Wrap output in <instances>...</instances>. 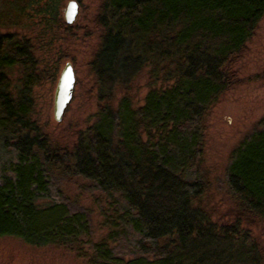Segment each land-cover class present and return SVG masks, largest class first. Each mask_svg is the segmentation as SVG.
I'll list each match as a JSON object with an SVG mask.
<instances>
[{
	"label": "trees",
	"instance_id": "16d2710c",
	"mask_svg": "<svg viewBox=\"0 0 264 264\" xmlns=\"http://www.w3.org/2000/svg\"><path fill=\"white\" fill-rule=\"evenodd\" d=\"M61 5L4 0L0 11L6 27L32 18L43 25L34 42L0 34V153L10 157L0 165V237L63 248L90 264H264L263 246L244 227L264 222V117L230 155L229 221L212 219L203 162L208 117L239 83L237 63L264 0H101L90 61L97 110L70 147L43 132L32 96L58 73L59 61L37 57L34 43L56 24L69 26ZM143 71L147 93L135 106ZM71 182L102 217L107 233L98 242L90 212L62 189Z\"/></svg>",
	"mask_w": 264,
	"mask_h": 264
},
{
	"label": "rangeland",
	"instance_id": "374dc122",
	"mask_svg": "<svg viewBox=\"0 0 264 264\" xmlns=\"http://www.w3.org/2000/svg\"><path fill=\"white\" fill-rule=\"evenodd\" d=\"M67 1L62 0L60 15L62 21ZM76 1L79 4L78 15L70 27L64 25L57 28L56 24L53 31H48L39 43H34L37 47V57L49 60L52 64L59 61L56 79L50 81L46 78L33 88L34 119L53 143L67 147L73 145L79 132L93 123L97 110L90 61L99 44L100 27L96 24L95 17L101 0ZM3 3L4 0H0V11ZM57 30L59 36L53 39ZM42 31L43 25L39 23L38 18H32L22 27H6L0 21V34L14 32L32 39ZM66 62H70L74 69V95L62 120L57 122L53 116L54 90L59 72ZM237 69L239 83L219 99L207 120L203 162L209 173L211 188L207 200L209 209L211 208L214 213L212 216L214 221L218 219L223 222L229 221V213L233 208L224 182L230 155L240 142L258 127L264 117V18L249 42L246 52L239 59ZM10 76L16 87L15 91L20 90L19 70L13 69ZM146 93V74L143 71L136 78L131 91L135 106L143 104ZM9 158L5 153H0V165ZM79 186L78 182L63 183L62 189L73 203L90 212L91 241L95 243L107 232L102 226V217L97 212L94 200L82 193ZM244 227L264 248V222ZM88 249L86 250L90 251ZM0 264L90 263L87 257H80L75 252L63 248L36 247L19 239L0 237Z\"/></svg>",
	"mask_w": 264,
	"mask_h": 264
},
{
	"label": "water",
	"instance_id": "95a60500",
	"mask_svg": "<svg viewBox=\"0 0 264 264\" xmlns=\"http://www.w3.org/2000/svg\"><path fill=\"white\" fill-rule=\"evenodd\" d=\"M73 0H68L63 10V17L66 24H72L78 15L79 4L75 0L77 5V13L74 18L69 22L68 9ZM75 87V74L73 66L70 62H66L59 72L53 97V116L55 121L59 122L62 120L70 102L74 95Z\"/></svg>",
	"mask_w": 264,
	"mask_h": 264
},
{
	"label": "snow or ice",
	"instance_id": "6c2138e0",
	"mask_svg": "<svg viewBox=\"0 0 264 264\" xmlns=\"http://www.w3.org/2000/svg\"><path fill=\"white\" fill-rule=\"evenodd\" d=\"M76 13H77V5L75 4V0H73V3L70 4L68 9L69 22H71V19L74 18Z\"/></svg>",
	"mask_w": 264,
	"mask_h": 264
}]
</instances>
